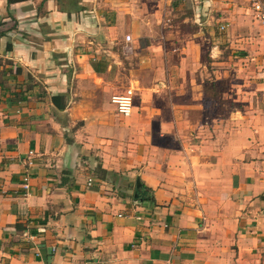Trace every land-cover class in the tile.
Here are the masks:
<instances>
[{"label":"crops","instance_id":"1","mask_svg":"<svg viewBox=\"0 0 264 264\" xmlns=\"http://www.w3.org/2000/svg\"><path fill=\"white\" fill-rule=\"evenodd\" d=\"M144 2L0 0V264H264V26L169 0L198 28L130 70Z\"/></svg>","mask_w":264,"mask_h":264},{"label":"rangeland","instance_id":"2","mask_svg":"<svg viewBox=\"0 0 264 264\" xmlns=\"http://www.w3.org/2000/svg\"><path fill=\"white\" fill-rule=\"evenodd\" d=\"M144 1L143 6L138 4L137 7L133 8L138 12V17L143 20V33L136 37L131 35L132 40L128 43V52L122 50L124 36L121 40L116 39L114 44H111L113 49H118L122 65L126 69L131 68L135 71L137 70L135 64L139 61L140 56L150 59L158 57V61L162 64L166 53H168V55L171 54L170 58L177 62V53L172 52V50L182 47L183 42L186 41L183 40L182 36L180 38L178 36L181 33L182 35L192 33L198 28L194 23L183 21L185 16L189 17L191 14L190 9L183 6L173 7L170 5L169 0H160L159 5L157 0ZM210 47L211 45L207 42L201 45V62L204 64L211 62ZM209 67H206L203 77L205 79L214 77Z\"/></svg>","mask_w":264,"mask_h":264},{"label":"built area","instance_id":"3","mask_svg":"<svg viewBox=\"0 0 264 264\" xmlns=\"http://www.w3.org/2000/svg\"><path fill=\"white\" fill-rule=\"evenodd\" d=\"M250 9L255 20H257L262 26H264V0H250ZM131 41V36H125L126 45L124 46V52H128V43ZM111 103L113 104L117 114L123 117H129L134 108V90L127 88L122 94H116L111 97ZM91 180H88V184Z\"/></svg>","mask_w":264,"mask_h":264},{"label":"trees","instance_id":"4","mask_svg":"<svg viewBox=\"0 0 264 264\" xmlns=\"http://www.w3.org/2000/svg\"><path fill=\"white\" fill-rule=\"evenodd\" d=\"M8 1L10 3V2H15V1H20V0H8Z\"/></svg>","mask_w":264,"mask_h":264}]
</instances>
